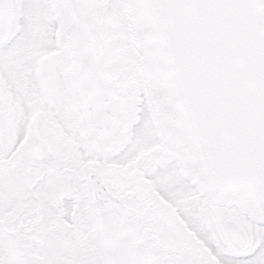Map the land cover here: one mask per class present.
I'll return each instance as SVG.
<instances>
[{
    "label": "snow or ice",
    "instance_id": "6c2138e0",
    "mask_svg": "<svg viewBox=\"0 0 264 264\" xmlns=\"http://www.w3.org/2000/svg\"><path fill=\"white\" fill-rule=\"evenodd\" d=\"M0 264H264V0H0Z\"/></svg>",
    "mask_w": 264,
    "mask_h": 264
}]
</instances>
